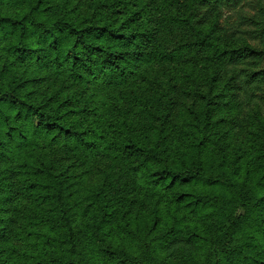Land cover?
I'll return each instance as SVG.
<instances>
[{"label": "clouds", "instance_id": "1", "mask_svg": "<svg viewBox=\"0 0 264 264\" xmlns=\"http://www.w3.org/2000/svg\"><path fill=\"white\" fill-rule=\"evenodd\" d=\"M0 264H264V0H0Z\"/></svg>", "mask_w": 264, "mask_h": 264}]
</instances>
